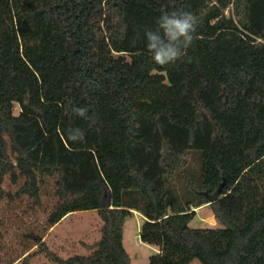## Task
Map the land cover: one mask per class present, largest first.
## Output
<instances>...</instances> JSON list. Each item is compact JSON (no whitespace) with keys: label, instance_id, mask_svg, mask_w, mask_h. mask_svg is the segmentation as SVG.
<instances>
[{"label":"trees","instance_id":"trees-1","mask_svg":"<svg viewBox=\"0 0 264 264\" xmlns=\"http://www.w3.org/2000/svg\"><path fill=\"white\" fill-rule=\"evenodd\" d=\"M177 9L197 39L162 67L145 33ZM45 191L49 229L102 220L88 256L30 233L55 264H132L134 213L149 264H264V0H0V229ZM204 205L219 227L190 226Z\"/></svg>","mask_w":264,"mask_h":264},{"label":"rangeland","instance_id":"rangeland-1","mask_svg":"<svg viewBox=\"0 0 264 264\" xmlns=\"http://www.w3.org/2000/svg\"><path fill=\"white\" fill-rule=\"evenodd\" d=\"M18 107L15 114H18ZM7 190L15 192L16 188ZM48 189V188H47ZM9 201V200H8ZM43 205L32 211L28 208V199L5 201L2 204L1 215L4 224L0 237V264H55L34 246L30 233L44 237L48 248L62 258L72 256H88L91 252L84 244L92 245L101 240L102 220L96 211H83L71 214L49 229L47 216L55 204L52 192L45 191L42 195ZM144 218L139 213H134L124 225L123 243L131 257L132 264H149L150 257L155 253V248L141 242L139 233ZM193 228L219 227L218 222L209 205L196 209V217L190 224ZM31 254V257H25ZM191 264H201L193 261Z\"/></svg>","mask_w":264,"mask_h":264},{"label":"clouds","instance_id":"clouds-1","mask_svg":"<svg viewBox=\"0 0 264 264\" xmlns=\"http://www.w3.org/2000/svg\"><path fill=\"white\" fill-rule=\"evenodd\" d=\"M198 24L197 16L191 11L177 9L163 13L157 20L156 30L145 33L152 61L164 67L186 57L197 39ZM77 111L84 114L83 110Z\"/></svg>","mask_w":264,"mask_h":264},{"label":"water","instance_id":"water-1","mask_svg":"<svg viewBox=\"0 0 264 264\" xmlns=\"http://www.w3.org/2000/svg\"><path fill=\"white\" fill-rule=\"evenodd\" d=\"M216 200H217V197L214 196V197L212 198V201H211V202L216 201Z\"/></svg>","mask_w":264,"mask_h":264},{"label":"crops","instance_id":"crops-1","mask_svg":"<svg viewBox=\"0 0 264 264\" xmlns=\"http://www.w3.org/2000/svg\"><path fill=\"white\" fill-rule=\"evenodd\" d=\"M53 228H54V227H53ZM53 228H52V229H53ZM155 252H157V250H155Z\"/></svg>","mask_w":264,"mask_h":264}]
</instances>
